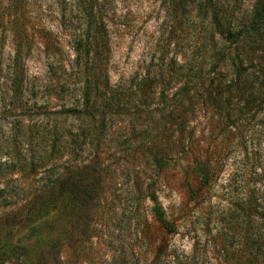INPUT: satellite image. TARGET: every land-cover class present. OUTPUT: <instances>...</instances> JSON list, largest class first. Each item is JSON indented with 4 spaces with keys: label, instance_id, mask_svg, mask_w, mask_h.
Here are the masks:
<instances>
[{
    "label": "rangeland",
    "instance_id": "rangeland-1",
    "mask_svg": "<svg viewBox=\"0 0 264 264\" xmlns=\"http://www.w3.org/2000/svg\"><path fill=\"white\" fill-rule=\"evenodd\" d=\"M72 1L0 0V264H253L264 232V21L232 45L239 75L211 72L212 42L181 16L171 26L166 0H97L109 86L92 91L97 111L86 117L67 112L82 109L86 70L75 49L91 37L87 11ZM217 1L235 5L237 27L264 4ZM176 63L183 70L161 85L159 69ZM185 87L191 100L178 103L172 95ZM190 130L212 175L195 201L192 165L179 163L197 155L194 145L181 150ZM156 153L172 158L162 174ZM87 164L99 182L89 212L45 191ZM152 181L175 227L159 262L144 194Z\"/></svg>",
    "mask_w": 264,
    "mask_h": 264
},
{
    "label": "trees",
    "instance_id": "trees-1",
    "mask_svg": "<svg viewBox=\"0 0 264 264\" xmlns=\"http://www.w3.org/2000/svg\"><path fill=\"white\" fill-rule=\"evenodd\" d=\"M168 2L166 14L172 23L179 18H185L187 21H192L198 27V32L203 35L204 39L212 42L211 51L213 52V63H211V72L221 67H230L232 72L236 75L240 74L241 62L238 56L231 55L232 45L239 44V42L248 35L254 34L260 22L264 21V2L259 7L260 2H256L250 18L246 24L241 27L235 25L234 7L220 3L217 0H166ZM74 4L70 9L80 13L82 10L87 11L89 18V27L87 33L91 37L84 41L85 46L78 43V48L75 49L76 57L83 60L84 69L86 70L83 96H82V109H67L70 113H80L84 116H89L90 111L95 109V97L92 96V91L98 89L102 83L109 86V77L107 73L109 44L108 37L104 32L102 20L98 15L97 0H73ZM170 26V30L175 29ZM172 31V30H171ZM164 68L158 71V82L164 86L170 85L171 80L182 71L183 66H178L177 63L174 67H169L165 64ZM260 70V69H259ZM261 77L262 75L259 74ZM21 82L17 75L10 80L12 90L17 91ZM211 86L212 81L209 80ZM210 96L211 93L209 92ZM177 98L178 103H184V100H191V92L188 87L181 88L176 94L172 95ZM181 97V98H180ZM180 105V104H179ZM236 116L231 125L235 127L237 120L241 115L242 109H237ZM97 111V110H96ZM103 117L105 112L98 111ZM186 142L181 145V150L187 155L193 150L197 155H193L192 159L189 156L181 157L179 163L182 165H192L190 173L185 171L186 176L192 178V183L188 184L189 198L193 201L201 190L208 187L212 175L210 169V161L203 159L201 151L196 145V137L194 131L190 130ZM195 143V144H194ZM190 150V151H189ZM192 150L191 154L194 153ZM171 157H164L156 153L153 157V164L156 168L157 174L165 172L167 165H170ZM89 166L82 167V173L76 174L75 177L66 179L59 186L52 183L45 186V191H50L52 196L60 193H66L70 202L78 204L83 212H89L93 208L96 199V191L99 182L96 180L95 166L96 164H87ZM196 188H193V187ZM146 199L151 204V219L157 232V241L154 245L153 260L160 261L166 255L167 243L166 237L175 233V227L170 223L159 203L157 196V184L155 181L150 182L144 189ZM44 203V195L36 201H32L34 211L42 208ZM264 216V215H263ZM261 215V217H263ZM264 218V217H263ZM252 257L253 264H264V232L257 233L252 241Z\"/></svg>",
    "mask_w": 264,
    "mask_h": 264
}]
</instances>
